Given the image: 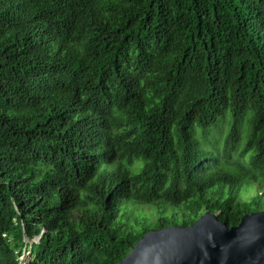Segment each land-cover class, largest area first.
I'll return each mask as SVG.
<instances>
[{
	"label": "trees",
	"instance_id": "obj_1",
	"mask_svg": "<svg viewBox=\"0 0 264 264\" xmlns=\"http://www.w3.org/2000/svg\"><path fill=\"white\" fill-rule=\"evenodd\" d=\"M205 211H264V0H0V264Z\"/></svg>",
	"mask_w": 264,
	"mask_h": 264
},
{
	"label": "water",
	"instance_id": "obj_2",
	"mask_svg": "<svg viewBox=\"0 0 264 264\" xmlns=\"http://www.w3.org/2000/svg\"><path fill=\"white\" fill-rule=\"evenodd\" d=\"M118 264H264V212L233 227L205 212L190 227L149 231Z\"/></svg>",
	"mask_w": 264,
	"mask_h": 264
},
{
	"label": "rangeland",
	"instance_id": "obj_3",
	"mask_svg": "<svg viewBox=\"0 0 264 264\" xmlns=\"http://www.w3.org/2000/svg\"><path fill=\"white\" fill-rule=\"evenodd\" d=\"M173 223L175 224V226H180L181 224H180V219H179V217L176 218V219L173 221ZM34 239L37 240V238H34ZM24 240H25L26 242H28V243H32V242H33L32 239H29V238H27V237H25ZM29 257H30V250H29V247L25 246V247H24V253H23L22 257L20 258V260H21V264H27V262H28V260H29Z\"/></svg>",
	"mask_w": 264,
	"mask_h": 264
},
{
	"label": "clouds",
	"instance_id": "obj_4",
	"mask_svg": "<svg viewBox=\"0 0 264 264\" xmlns=\"http://www.w3.org/2000/svg\"><path fill=\"white\" fill-rule=\"evenodd\" d=\"M205 212H206V211H205ZM205 212H204V213H205ZM255 212H258V211H255ZM262 212H264V211H262ZM204 213H203V214H204ZM208 213H210V212H208ZM250 213H254V212H250ZM250 213H247V214H250ZM203 214H202V215H203ZM210 214H215V213H210ZM202 215H200V216H202ZM245 215H246V214H245ZM200 216H199V217H200ZM215 216H216V214H215ZM242 216H243V215H242ZM242 216H241V217H242ZM241 217H240V218H241ZM216 218H217V217H216ZM198 219H199V218H198ZM198 219H196V220L194 221V223H195ZM217 220H218V219H217ZM218 221H219V220H218ZM221 222H222V221H221ZM194 223H193V224H194ZM223 223H224V222H223ZM238 223H239V222H238ZM193 224L187 225V226H185V227H182L181 225H180V226L172 225V226H170V227H181V228H187V227L192 226ZM234 226H236V225H234ZM232 227H233V226H232ZM167 228H169V227H167ZM163 229H166V228H163ZM159 230H160V229H159ZM149 231H153V230H149ZM149 231H148V232H149ZM148 232H147V233H148ZM144 235H145V234H144ZM144 235H143V236H144ZM139 240H140V239H139ZM139 240H138V241H139ZM138 241H137V242H138ZM137 242H136V243H137ZM133 247H134V246H133ZM133 247H132V248H133ZM132 248H131V249H132ZM130 251H131V250H130ZM23 253H24V249H23ZM21 257H22V256H21ZM21 257H20V258H21ZM125 257H126V256H125ZM19 261H20V264H21V260H20V259H19ZM27 263H28V262H27Z\"/></svg>",
	"mask_w": 264,
	"mask_h": 264
}]
</instances>
